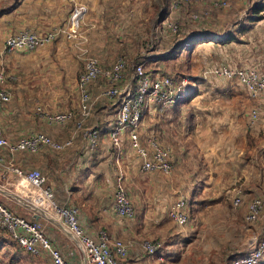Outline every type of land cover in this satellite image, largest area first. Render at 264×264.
<instances>
[{"label":"rangeland","instance_id":"obj_1","mask_svg":"<svg viewBox=\"0 0 264 264\" xmlns=\"http://www.w3.org/2000/svg\"><path fill=\"white\" fill-rule=\"evenodd\" d=\"M50 1L27 4L25 15L31 17L27 24V18L6 28L0 24V72L5 74L0 88L11 95L10 102L0 108L2 135L17 140L33 131L46 132L47 124L36 116L39 106L54 112L76 108L78 79L89 57L98 58L102 68L109 69L125 56L129 73L136 62L150 59L145 65L149 73L177 74L180 83L184 78L197 79L193 80L199 86L197 99L175 112L178 116L168 112L157 127L163 116L152 110L145 120L143 136L147 130L163 133L175 168L170 175H147L132 163L127 182L135 210L131 222L142 229L140 244L145 240L165 243L159 254L164 259L158 255L154 259L159 264H230L235 254L246 252L262 227L246 217L252 199L264 198V92L252 97L222 72L248 66L264 74V0H52L61 8L56 16L49 14ZM17 2L0 0V13ZM257 8L261 12L253 13ZM73 22L78 27L70 36ZM52 28L61 32L51 45L31 53L4 51L11 35L25 29L45 33ZM201 35L205 36L201 43L191 42ZM229 35L233 39L228 41ZM214 36L216 41L208 43V37ZM103 103L116 110L114 102ZM253 111L259 116L251 127ZM10 180L3 187L1 203L19 215L45 211L30 186ZM159 181L164 187L160 192L156 191ZM239 194L242 201L235 205ZM60 195L64 196L59 203H66L68 195L62 191ZM182 195L191 203V219L184 227L168 213ZM68 203L76 206L74 199ZM65 238L79 255L76 244ZM0 264L51 262L45 255H30L8 232L0 231Z\"/></svg>","mask_w":264,"mask_h":264},{"label":"built area","instance_id":"obj_2","mask_svg":"<svg viewBox=\"0 0 264 264\" xmlns=\"http://www.w3.org/2000/svg\"><path fill=\"white\" fill-rule=\"evenodd\" d=\"M80 12V10H79ZM77 16H75L76 18ZM70 30L76 34L77 22H73ZM61 30L52 28L45 33L25 29L15 35H11L5 42L4 51L7 53L22 52L31 53L39 48L51 45L59 36ZM150 61V59L148 60ZM143 61L133 67V72L125 84L127 59L120 57L109 69H103L100 60L89 57L84 71L78 79L79 104L73 110L54 112L39 106L36 116L52 126L66 127L71 122L77 124V132L83 134V155L89 156L98 152L102 142L103 127L99 123L86 126L96 117L97 105L102 101H114L117 105L114 116L106 118L108 127L105 133L109 138V152L114 151L113 156H108L115 163V205L114 213L121 218L134 219L135 210L127 189V171L125 160H135L142 173H162L170 175L174 171L172 151L158 135L152 134L146 141L142 140L145 112L155 110L164 111L165 108L175 106L181 100V94L186 93L189 79L185 78L176 85L170 76L151 78L147 75ZM249 68V67H248ZM242 68L222 72L228 78L235 79L239 85L245 87L247 92L256 97L264 92V74L259 75L255 71ZM105 83H104V82ZM5 82L4 72H0V84ZM99 82H102L99 84ZM100 89V91H99ZM11 95L0 88V108L10 102ZM96 109V110H95ZM259 114L253 111L251 127L258 121ZM74 139L65 142L56 141L53 137L41 131H33L29 135L17 140L4 137L0 130V151L6 150L10 155L18 152L39 154L44 149L60 152L73 146ZM113 154V152H112ZM134 162V163H135ZM0 166L15 173L20 184L28 185L35 195L38 206L44 209L41 212L43 219L32 220L28 217L17 215L0 202V231L8 232L13 240L28 253L40 256L47 253L51 264H69L61 249L51 242L47 228L48 225L58 223L70 232L77 241L78 250L83 264H121V258L128 255L129 246L122 240L112 238L106 230H100L97 234L89 233L81 219V211L78 206L70 203H59L53 187L47 185V177L42 170H23L11 165L10 159L0 154ZM242 196L234 198V204L239 205ZM169 217L175 223L184 227L190 221V209L188 197H180L168 210ZM38 214V213H37ZM36 217L38 215H35ZM249 223L259 224L261 230L252 238L250 247L246 252L235 254L230 264H264V198L255 197L250 204V210L246 217ZM142 245L147 256L155 259L165 246L162 242L143 241ZM164 259V258H163Z\"/></svg>","mask_w":264,"mask_h":264},{"label":"crops","instance_id":"obj_3","mask_svg":"<svg viewBox=\"0 0 264 264\" xmlns=\"http://www.w3.org/2000/svg\"><path fill=\"white\" fill-rule=\"evenodd\" d=\"M31 1L32 0H19V2H17L12 8L1 12L0 24L2 25V28H6L11 22L21 18H27L24 19V24H27L28 19L30 20L31 17L25 15L28 13V10L25 7L27 4L30 5ZM62 2L70 1L63 0ZM49 3H51L50 6H47L49 14L56 16L57 10H60L61 8L58 5L53 4L52 0ZM46 31L47 30H45V32ZM5 33L8 32L5 31ZM106 107L107 114L114 116V112L110 111V108L107 105ZM99 109L100 108L96 110V117L88 122L86 125L87 127L92 123L100 124L104 120V117L108 116L105 111L99 112ZM103 114L106 115L104 116ZM175 115L178 116L179 113ZM167 117L168 116L161 117L160 122L155 126L158 127L162 120ZM76 126L77 124L75 123H71L66 127L52 126L49 124L44 126L45 133L53 137L56 141L65 142L73 138L74 143L72 147L60 152L46 148L39 154L18 152L10 155L8 153L11 163L23 170H42L47 177V185L54 188L56 196H58L60 201H63L62 198L64 196L60 195V191H62L63 194L68 195L67 201H65L66 203L71 202V199L75 200L76 206L80 208L81 219L85 229L89 233L95 235L100 230H106L112 238L122 240L124 243L128 244V255L125 258H121V264H159V260H154L147 256V254L143 252V249L138 245V239L143 234L140 233L142 229L140 230L139 226L136 225L137 223L131 222L133 219L121 218L114 213L115 163L112 158L107 156V147L109 146L108 136L103 131L102 142L98 150L101 154L87 157L83 155L82 152L84 146L83 134L80 131L77 132ZM144 126L147 128L146 123H144ZM167 147L170 148V146ZM4 152L5 150H2L0 154L7 158ZM176 156H178V153ZM134 162L135 160H125L124 167L127 171V182L128 179L130 182V168L135 164L138 165L136 162L135 164H132ZM173 162H175V160ZM149 174L155 173H148L147 175ZM11 177L18 180V176L15 173L0 166V196L5 194L3 187L11 182ZM146 184L147 183H145V185ZM161 185V181L156 183V191L160 192L162 189L164 190V187ZM183 196L187 197V195H182L180 197ZM37 213L29 214L25 212V214L22 215L28 218H30L29 216H32V218L35 219L38 217V219L41 217L43 218L40 211ZM35 215L38 216L36 217ZM47 233L52 243L62 250L64 255H66L65 257H68L70 264H80V258L82 260V257L79 255L81 254L77 255L75 253L76 249H73L65 238L68 237L71 239L78 248L77 241L72 237L69 231L60 224L51 222L48 225ZM144 233L148 236L146 230ZM162 259L163 258H161V260Z\"/></svg>","mask_w":264,"mask_h":264},{"label":"trees","instance_id":"obj_4","mask_svg":"<svg viewBox=\"0 0 264 264\" xmlns=\"http://www.w3.org/2000/svg\"><path fill=\"white\" fill-rule=\"evenodd\" d=\"M261 12V9L260 8H257V9H255V11L253 12V13H255V14H259ZM213 37V36H212ZM215 37H217V36H214V38H211V37H208L209 39L207 40L208 41V43H211V41H216L215 40ZM218 37H220L219 35H218ZM205 38V36H195L194 38H192L191 39V42H196V43H201V41H203V40H205L204 39ZM220 38H218V40H219ZM228 39V41L229 40H231V39H233V37L231 36V35H229V37L227 38ZM228 41H225V42H228ZM175 52V51H174ZM127 59V58H126ZM161 62L160 63H162L164 60H160ZM139 63H141L140 61H138V62H136L134 65H133V67L134 66H136L137 64H139ZM248 66H243L242 68H247ZM133 69V68H132ZM145 70H146V72H147V75L148 76H150L152 79L153 78H156V76L158 75L159 77H164V76H170L173 80H174V82L176 83V85H179V83H180V81L179 82H177L176 80L179 78V76L177 75V74H171V73H162V72H156L155 74H153V73H149L148 71H147V69L145 68ZM129 71H130V64H129V61L127 60V70H126V79L122 82V84H125L127 81H128V79L130 78V76L132 75V72H133V70H132V72L131 73H129ZM160 73H162V74H160ZM185 79V78H184ZM183 79V80H184ZM201 79H202V82H206L204 79H206L204 76H201ZM182 80V81H183ZM193 80H197V79H191V82H189V84H188V86L185 88L186 89V93H183V94H181V100L180 101H178L177 102V104L175 105V106H172L171 108H165V110L162 112V111H160V110H158L155 114H159V115H161V116H168L167 114H168V112L170 113H173L174 115L175 114H178V113H175V112H177V111H180V110H182L183 108H185L188 104H190V103H192V102H194L196 99H197V94H196V88H198L199 86H194V84H193ZM198 81V80H197ZM245 90H246V88L245 87H243ZM246 92H247V90H246ZM248 93V92H247ZM249 94V93H248ZM112 102H114V101H112ZM110 103V102H109ZM99 112H104L105 111V113L107 114V112H106V109H107V107H106V105L103 103V101L99 104ZM149 113H151L150 111H146L145 112V115H146V117H145V119H144V123L145 122H147V121H145L146 120V118L147 119H149ZM106 114H103L104 116L106 115ZM108 116H105L104 117V120L100 123V127H103V131L105 132V129L108 127V121L106 120V118H109V117H111V115H109V114H107ZM71 123H75V122H71ZM70 123V124H71ZM104 123V124H103ZM148 123V122H147ZM93 124V123H92ZM144 127V126H143ZM104 132H103V134H104ZM142 133H143V131H142ZM145 133L146 134H144L145 136H143V134H142V140H145L146 138L145 137H148V136H150V135H152V132H151V130H147V131H145ZM158 137H159V139H160V141L161 142H163V143H165V141H164V136L162 135L163 133H161V132H159L158 131ZM102 134V135H103ZM112 152H113V154H112ZM112 152H109L108 150H107V155L108 156H113L114 154H115V152L114 151H112ZM99 154H101V152H94L92 155H89V156H87V157H92V156H95V155H99ZM58 201H60V200H58ZM131 201H132V199H131ZM132 204H133V201H132ZM189 209H190V211H191V203H190V200H189ZM12 211V210H11ZM14 212V211H13ZM16 213V212H15ZM17 214V213H16ZM17 215H19V214H17ZM20 216H23V215H20ZM24 217V216H23ZM32 220H35V218H31ZM41 219H43V218H41ZM190 219H191V216H190ZM190 222V221H189ZM110 235V234H109ZM10 238L13 240V238L11 237V235H10ZM50 238V237H49ZM51 240V239H50ZM15 241V240H14ZM16 242V241H15ZM52 242V241H51ZM17 244H18V242H16ZM19 245V244H18ZM54 245V244H53ZM20 246V245H19ZM55 246V245H54ZM21 247V246H20ZM59 248V247H58ZM60 249V248H59ZM143 252L144 253H146L144 250H143ZM28 253V252H27ZM30 254V253H29ZM64 254V253H63ZM147 254V253H146ZM30 255H32V254H30ZM43 255H45V256H47V258L50 260V257H49V255L47 254V253H44V254H42V255H40V256H43ZM34 256V255H33ZM64 257H65V255H64ZM66 259V258H65ZM50 262H51V260H50ZM68 262V261H67Z\"/></svg>","mask_w":264,"mask_h":264},{"label":"bare ground","instance_id":"obj_5","mask_svg":"<svg viewBox=\"0 0 264 264\" xmlns=\"http://www.w3.org/2000/svg\"><path fill=\"white\" fill-rule=\"evenodd\" d=\"M205 39V38H204Z\"/></svg>","mask_w":264,"mask_h":264}]
</instances>
